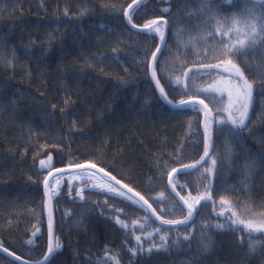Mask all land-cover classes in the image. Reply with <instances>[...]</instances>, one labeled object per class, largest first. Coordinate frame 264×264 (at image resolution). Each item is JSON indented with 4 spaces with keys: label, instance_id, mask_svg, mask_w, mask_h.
Instances as JSON below:
<instances>
[{
    "label": "trees",
    "instance_id": "obj_1",
    "mask_svg": "<svg viewBox=\"0 0 264 264\" xmlns=\"http://www.w3.org/2000/svg\"><path fill=\"white\" fill-rule=\"evenodd\" d=\"M132 1L0 0V246L42 260L45 178L89 163L143 197L155 215L134 197L88 188L77 196L65 181L53 194L59 250L45 264H264V24L261 39L243 47L204 33L212 15L245 17L254 8L264 16V1L145 0L130 13L136 26L166 20L154 70L167 99L203 100L213 114L205 120L208 157L172 179L185 201L210 197L191 206L187 225L175 223L189 211L168 178L204 156L203 109L159 99L149 63L164 24L154 33L134 29L125 17ZM228 60L253 86L238 136L230 122L217 123L229 120L227 96L208 90L231 76ZM0 264L23 263L0 252Z\"/></svg>",
    "mask_w": 264,
    "mask_h": 264
},
{
    "label": "rangeland",
    "instance_id": "obj_2",
    "mask_svg": "<svg viewBox=\"0 0 264 264\" xmlns=\"http://www.w3.org/2000/svg\"><path fill=\"white\" fill-rule=\"evenodd\" d=\"M263 24L264 16L260 11L250 8L245 17L236 14L224 18L214 15L209 16L204 33L209 34L217 31L223 33L228 38L231 47H240L241 42H243V46H247L261 39V27ZM227 69L230 74L235 71L232 67ZM242 86L243 81L233 75L222 77L217 82L208 86L209 91L227 96L231 104V113H229V118L231 119L239 120L241 113L244 111L240 106L247 101L242 93ZM230 96L231 99L229 98ZM65 181L75 187L77 196H81L82 190L88 188L104 191L116 196H120L119 192L123 191L125 195L120 197L126 199H129L128 197L132 198L126 191L113 183L109 177L101 175L92 169L71 171L54 176L50 182L52 194H57ZM112 189H116V191L113 192ZM205 194V192L188 194L186 201L189 205L195 206L198 203L197 201H200L201 197H204Z\"/></svg>",
    "mask_w": 264,
    "mask_h": 264
},
{
    "label": "water",
    "instance_id": "obj_3",
    "mask_svg": "<svg viewBox=\"0 0 264 264\" xmlns=\"http://www.w3.org/2000/svg\"><path fill=\"white\" fill-rule=\"evenodd\" d=\"M145 0H134L130 3V5L127 7L126 11H125V17H126V20L128 23H130V25H133L131 24L130 22V13L133 11V9L141 2H143ZM254 1H264V0H254ZM131 6V7H130ZM155 21H158V22H162L164 24V27H163V30H162V34L161 36L164 37V40H165V34H166V20L165 19H156ZM134 29H137V30H144V27L143 26H136V27H133ZM163 43L164 41L162 42L161 39L159 40V45L157 46V48L159 47L161 49V47L163 46ZM157 48L155 50V52H157ZM154 63L155 61L153 60V58H151L150 60V63H149V70H150V73H151V76H152V73L154 70ZM153 79V77H152ZM156 81H158L157 79V76H156V73H155V78L153 79V82L157 88V90L159 91V89L161 88L160 87V84H159V87H157V84H156ZM188 101H191L193 103H198L199 105H201L202 109H203V115H202V127L204 128V134H205V143L207 144V151L209 153L210 151V142H209V134H208V131H207V136H206V132H205V120L206 118H212L213 117V114L211 112V109L209 107L205 108L204 105L205 104H200L199 99H189V100H186L185 102H188ZM180 104V103H178ZM208 130V129H207ZM204 159L203 160H199L198 162L199 163H195L193 165H196L195 168H193L190 172H193L194 170L198 169L203 163L204 161L206 160L207 157H205V154H204ZM80 165H83L85 167H77V165L75 166H69V167H63V168H54L52 169L46 176L45 180L48 181V185L47 187L45 186V181H44V190H45V196H46V205H47V213H48V235H49V247L51 246L52 248H54V244H53V223H54V214H53V195H52V192L50 191V188H49V182L50 180L56 176V175H59V174H63V173H67V172H71V171H77V170H82V169H92L94 171H97L98 173H100L101 175H104V176H107L109 177L111 180H112V176H109V174L104 171L103 169L99 168L98 166L95 165V168H92L91 165L93 164H89V163H85V164H80ZM183 167V166H182ZM182 167H179V168H176L177 170H179L180 168ZM177 173H174L173 171L171 172L169 178H168V184L170 186V188L172 189L173 193L175 194V196L179 199V201L182 203V205L185 207V209H187L188 211L190 210L189 209V205L188 203L184 200V199H181L182 197L180 196V194L176 191L175 187L173 186V183H172V179L173 177L176 175ZM113 183L116 184V179L115 180H112ZM117 185V184H116ZM119 186L120 188H122L124 191H126L129 195H131L132 197H134L135 199H137L141 204H143L153 215H155V211L153 210V208L149 205V203H144V201H146L145 199L141 200L140 199V195L137 194L135 191H133L131 188H129L128 186H126L125 184L123 183H119ZM129 189H131L132 191L129 193ZM191 212H192V216L190 219H188V221H191L192 218H193V215H194V211L193 209L191 208ZM49 247H48V251H47V254L46 256L40 260V261H37V262H30V261H26V260H23L20 258V260H18L19 262L23 263V264H45L48 260H49V256H50V253H49ZM0 252L9 256L8 252H5L4 251V248L2 246H0ZM11 253V252H10ZM11 258H13L14 260L15 257H17L16 255H12V256H9ZM17 261V260H16Z\"/></svg>",
    "mask_w": 264,
    "mask_h": 264
},
{
    "label": "snow or ice",
    "instance_id": "obj_4",
    "mask_svg": "<svg viewBox=\"0 0 264 264\" xmlns=\"http://www.w3.org/2000/svg\"><path fill=\"white\" fill-rule=\"evenodd\" d=\"M203 2L209 3V2H212V0H203ZM231 2H232V0H226V3H229L230 4ZM131 26L132 27H136V25H131ZM143 27H144V30H148V31L154 33L156 31H158L159 22L158 21H152L151 24L144 25ZM160 39H161L162 42L164 41V37L163 36H161ZM240 47H243V42H241ZM159 51H160V48L158 47L157 48V52H159ZM230 52L233 53V54H235V52L233 51L232 48H227L226 47L225 48V54L230 53ZM152 58H153L154 61L157 59V53L156 52H154L152 54ZM226 63L228 65H230L235 70L233 73H231V75H233L234 77H236L239 80H242L243 81L242 93H243V95L245 97V100L247 102L242 103L241 106H240L242 109H244V111L241 113V118L239 120L229 118L228 121L219 120L217 123L222 125V124H225V123H229L230 122L231 125L233 126L232 127V131L238 136L239 133H240V131H243L245 129V120L247 118V110L250 107L251 100H252L253 86H252V84L248 83V81L244 78L243 73L240 71V69L238 67H236V65H234L232 63L231 60L226 61ZM219 67H220V65L210 66L208 68V71L210 72V71L213 70V68H219ZM152 77H153V79L155 78V71H153ZM156 84H157V87H159V81H156ZM259 90L260 89H257V91H259ZM229 98L231 99V96ZM159 99L161 101H163L165 104H167L170 107H172V108H177V109H182V110H189V109H192L193 108V104H192L191 101H188V102L181 101L180 104H175L172 101L168 100L167 99V96L164 94V89L163 88H160L159 89ZM199 103L203 105L204 104V101L201 100V101H199ZM204 107L207 108V105H204ZM207 131L208 130H207V125H206L205 126L206 136H207ZM208 155H209V153L207 151V144H206L205 157H208ZM203 159H204V157L201 158V160H203ZM43 163L44 162L41 161V164L42 165H43ZM197 163H199V162H197ZM213 165H215V161H213ZM77 167H85V166H83V165H77ZM91 167L92 168H95V165H91ZM195 167H196V165H185L182 168H180L179 170H177V169L174 168L173 169V172L174 173H177V175H179L180 173H189ZM112 180H115V177H112ZM119 183L120 182L117 180L116 181V184L119 185ZM47 185H48V181L45 180V186L47 187ZM181 187H183V186L181 185ZM112 191L115 192L116 189H112ZM128 191L130 193L132 190L129 189ZM119 195L120 196H124L125 193L123 191H120L119 192ZM128 198L129 199H132L131 197H128ZM140 199L143 200V197H140ZM181 199H183V198H181ZM201 199H204L205 201H207V199H210V197H201ZM197 202H199V201H197ZM144 203L146 204L147 201H144ZM189 209L190 210H189V213H188V218L185 219L184 221H176L175 223L187 225L188 219H190L191 216H192L191 205H189ZM164 223H171V222L165 221ZM249 227H251V225H249ZM137 239H139V237H137ZM58 250H59L58 248L57 249H53L50 246L49 247V253H50L49 259L51 258V255H53ZM4 251L5 252H8V250L6 248L4 249ZM157 251H158V249H157ZM8 255L9 256H12L14 254L9 252ZM15 259L18 261V260H20V257L17 256V257H15Z\"/></svg>",
    "mask_w": 264,
    "mask_h": 264
},
{
    "label": "bare ground",
    "instance_id": "obj_5",
    "mask_svg": "<svg viewBox=\"0 0 264 264\" xmlns=\"http://www.w3.org/2000/svg\"><path fill=\"white\" fill-rule=\"evenodd\" d=\"M48 241H49V235H48ZM48 247H49V245H48ZM54 247V246H53Z\"/></svg>",
    "mask_w": 264,
    "mask_h": 264
}]
</instances>
